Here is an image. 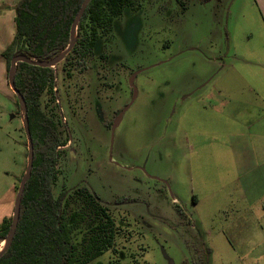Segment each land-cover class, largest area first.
I'll use <instances>...</instances> for the list:
<instances>
[{"label":"rangeland","instance_id":"rangeland-1","mask_svg":"<svg viewBox=\"0 0 264 264\" xmlns=\"http://www.w3.org/2000/svg\"><path fill=\"white\" fill-rule=\"evenodd\" d=\"M262 4L134 0L89 73L54 66L56 99L43 105L66 145L53 193L88 188L123 230L88 264H264ZM6 78L0 66V224L28 163Z\"/></svg>","mask_w":264,"mask_h":264},{"label":"trees","instance_id":"trees-1","mask_svg":"<svg viewBox=\"0 0 264 264\" xmlns=\"http://www.w3.org/2000/svg\"><path fill=\"white\" fill-rule=\"evenodd\" d=\"M84 1L21 0L16 7L15 38L2 53L8 72L15 56L49 61L65 51ZM133 2L90 0L77 26L75 45L60 63L63 78L88 72L97 41L108 37L114 20ZM102 58L107 60L106 55ZM57 76L54 67L17 63L15 87L25 99L34 159L16 233L0 264H88L105 251L117 250L116 238L123 234L109 207L88 188H63L58 196L53 193L60 148L66 144L58 124L44 109L43 98L56 99ZM11 223L12 219H4L0 224V243L7 239Z\"/></svg>","mask_w":264,"mask_h":264},{"label":"water","instance_id":"water-1","mask_svg":"<svg viewBox=\"0 0 264 264\" xmlns=\"http://www.w3.org/2000/svg\"><path fill=\"white\" fill-rule=\"evenodd\" d=\"M90 0H85L71 26V42L68 46V48L63 51L60 55H58L57 57H55L52 60L49 61H36L34 59H31L29 57L23 56V55H18L15 56L10 64V68H9V72H8V82L9 85L11 87V89L13 90L14 94L17 97L18 103L20 105V111L23 114V123H24V131L26 133L27 139H28V163H27V168L26 171L20 181V185L18 187V192L15 198V202H14V212H13V216H12V223H11V227H10V231H9V235L7 237V239L4 241V245L2 247V249L0 250V257H2L7 250L10 248L11 243L13 241V238L15 236L16 233V229L18 226V222L20 219V212H21V202H22V197H23V193L25 190V186L28 182V180L31 177V173H32V167H33V159H34V148H33V140H32V136L30 133V129H29V124H28V118H27V108H26V103H25V99L23 98L22 94L16 89L15 87V75H16V71H17V63L18 62H25L31 65H35V66H40V67H54L57 64H59L60 62H62L64 60V58L71 52V50L73 49L76 39H77V26L89 4ZM134 79L135 76H132V78L130 79V84L131 86L134 88V97L136 96V89L134 87ZM125 111H122L116 118V120L114 121L113 125H112V130L115 131V129L119 126L123 114Z\"/></svg>","mask_w":264,"mask_h":264},{"label":"crops","instance_id":"crops-1","mask_svg":"<svg viewBox=\"0 0 264 264\" xmlns=\"http://www.w3.org/2000/svg\"><path fill=\"white\" fill-rule=\"evenodd\" d=\"M20 1L21 0H0V56H2V53L7 49V47L13 42L15 38L16 7ZM262 3H263L262 12L264 15V0H262ZM7 23H9L10 26L13 28L11 32L7 31L8 28L6 26ZM0 66H1V71H3V73L6 72V75H8L7 61H6V66L2 62L0 63ZM5 85L8 86L9 91L12 94L13 90L11 89L7 78Z\"/></svg>","mask_w":264,"mask_h":264},{"label":"flooded vegetation","instance_id":"flooded-vegetation-1","mask_svg":"<svg viewBox=\"0 0 264 264\" xmlns=\"http://www.w3.org/2000/svg\"><path fill=\"white\" fill-rule=\"evenodd\" d=\"M99 39H100V38H99ZM98 41H99V40H98ZM98 41H97V43H98ZM101 58H102V56H101ZM92 60H93V59H92ZM92 60H91V62H92ZM91 62H90V69H91ZM60 63H61V62H60ZM60 63H59V64H60ZM57 65H58V64H57ZM90 69L88 70L87 73H89ZM87 73H86V74H87ZM86 74H85V75H86ZM83 87H84V85H83V83H82V88H83ZM133 91H134V88H133ZM19 111H20V110H19ZM120 113H121V112H120ZM120 113H119V114H120ZM123 115H124V114H123ZM116 118H117V117H116Z\"/></svg>","mask_w":264,"mask_h":264},{"label":"bare ground","instance_id":"bare-ground-1","mask_svg":"<svg viewBox=\"0 0 264 264\" xmlns=\"http://www.w3.org/2000/svg\"><path fill=\"white\" fill-rule=\"evenodd\" d=\"M2 248H0V250H1Z\"/></svg>","mask_w":264,"mask_h":264}]
</instances>
